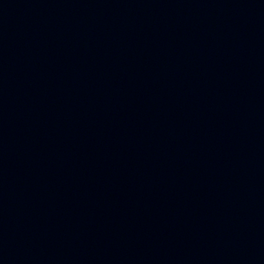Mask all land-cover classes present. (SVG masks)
<instances>
[{
  "label": "water",
  "instance_id": "1",
  "mask_svg": "<svg viewBox=\"0 0 264 264\" xmlns=\"http://www.w3.org/2000/svg\"><path fill=\"white\" fill-rule=\"evenodd\" d=\"M0 264H264V0H0Z\"/></svg>",
  "mask_w": 264,
  "mask_h": 264
}]
</instances>
